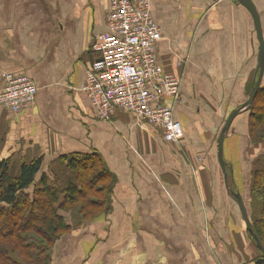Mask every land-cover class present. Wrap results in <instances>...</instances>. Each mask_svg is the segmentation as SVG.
Wrapping results in <instances>:
<instances>
[{
  "label": "crops",
  "instance_id": "1",
  "mask_svg": "<svg viewBox=\"0 0 264 264\" xmlns=\"http://www.w3.org/2000/svg\"><path fill=\"white\" fill-rule=\"evenodd\" d=\"M251 1L264 38V0ZM150 2L161 31L155 61L180 80L179 99L162 100L182 127L179 143L121 110L100 119L80 90L99 58L92 46L107 31L110 0H0V92L3 73L37 88L33 106L0 107V161L16 169L40 160L37 182L59 190L75 177L63 157L94 162L111 179L108 191L106 181L98 186L105 212L85 220L61 212L70 228L49 264H255L261 252L229 190L241 191L226 186L216 149L257 75L252 17L233 0ZM238 117L229 131L245 136Z\"/></svg>",
  "mask_w": 264,
  "mask_h": 264
},
{
  "label": "built area",
  "instance_id": "2",
  "mask_svg": "<svg viewBox=\"0 0 264 264\" xmlns=\"http://www.w3.org/2000/svg\"><path fill=\"white\" fill-rule=\"evenodd\" d=\"M161 31L151 15L150 0H110L107 31L92 46L99 58L80 90L100 119L117 110L130 114L135 125L159 130L166 142L177 144L183 130L173 108L162 102L179 99L180 80L155 61ZM0 107L11 113L34 105L37 88L26 76L3 73Z\"/></svg>",
  "mask_w": 264,
  "mask_h": 264
},
{
  "label": "trees",
  "instance_id": "3",
  "mask_svg": "<svg viewBox=\"0 0 264 264\" xmlns=\"http://www.w3.org/2000/svg\"><path fill=\"white\" fill-rule=\"evenodd\" d=\"M257 76V75H256ZM253 85L251 86V88ZM248 112L249 147L260 148L251 164L250 196L259 204L251 228L264 247V85ZM241 112V113H242ZM240 113V114H241ZM74 174V183L64 190L37 175L41 161L12 167L9 160L0 161V264H49V252L70 226L61 214L76 211L83 220L95 217L104 208L103 188L111 185L106 174L94 162L63 157ZM38 184V185H37ZM79 187V188H78ZM101 195V196H100ZM101 197V198H100ZM104 208V209H103ZM250 220V219H249Z\"/></svg>",
  "mask_w": 264,
  "mask_h": 264
},
{
  "label": "rangeland",
  "instance_id": "4",
  "mask_svg": "<svg viewBox=\"0 0 264 264\" xmlns=\"http://www.w3.org/2000/svg\"><path fill=\"white\" fill-rule=\"evenodd\" d=\"M264 85V73L262 78V86ZM250 89H248V92L250 93ZM249 95L245 97V101L247 100ZM244 101V102H245ZM243 102V103H244ZM242 103V104H243ZM241 104V105H242ZM240 105V106H241ZM239 106V107H240ZM238 107V108H239ZM241 117L237 118L236 124L240 127L242 122H247L249 113L243 112L240 114ZM239 130L236 132L228 131L226 138L224 139V145H223V160L224 164H226V173H227V179L226 183L230 186H236L240 191L241 195L243 196L244 204L246 203L247 206V212L250 221L253 220V218L256 217L255 213L257 212L258 205L257 203L252 202V198L250 196L249 190H250V173H251V164L254 159V157L257 155L259 149L254 147L251 149L249 146V139H248V130L247 134L245 136L237 135ZM237 137V138H236ZM233 171L234 180L235 182H232V180L229 178L230 172ZM38 176V175H37ZM233 180V181H234ZM231 188V187H230ZM70 216H77V212H70Z\"/></svg>",
  "mask_w": 264,
  "mask_h": 264
},
{
  "label": "water",
  "instance_id": "5",
  "mask_svg": "<svg viewBox=\"0 0 264 264\" xmlns=\"http://www.w3.org/2000/svg\"><path fill=\"white\" fill-rule=\"evenodd\" d=\"M233 1L242 5L251 15L259 45H258V51H257V76L254 79V85L250 91V94L247 100L239 108L233 110L231 113L228 114L217 137V142H216L217 159H218V163L221 168V171L223 173L225 183L227 179V173H226L225 164L223 160V145H224L225 136L227 135L235 118L242 111L251 107L252 102L261 86L263 73H264V38H263V32H262L261 19L259 17L258 11L254 3L251 0H233ZM226 186L228 187L227 183H226ZM229 191L237 201L239 210L241 212V215H242V218H243V221L245 223L248 233L250 234L255 245L258 247V249L261 252V257H259L255 261V264H264V247L262 246L261 242L259 241V239L257 238V236L255 235V233L253 232L251 228L246 205L244 204V201L238 192H234L231 189Z\"/></svg>",
  "mask_w": 264,
  "mask_h": 264
}]
</instances>
